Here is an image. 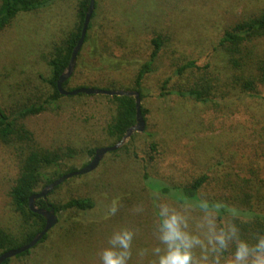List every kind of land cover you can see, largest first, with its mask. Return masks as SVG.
Wrapping results in <instances>:
<instances>
[{
  "label": "rangeland",
  "instance_id": "1",
  "mask_svg": "<svg viewBox=\"0 0 264 264\" xmlns=\"http://www.w3.org/2000/svg\"><path fill=\"white\" fill-rule=\"evenodd\" d=\"M53 3L49 9L18 17L0 33V107L7 114H16L21 109L22 104L18 105L21 99L33 103V93L22 94L33 88V74L43 69L40 55L44 44L62 30L71 16L73 0H53ZM99 6L102 12L98 25L104 24L102 31L110 29L113 34L107 46L101 43L99 34L82 47V77L110 79L130 88L133 64L140 59L123 42L136 45L157 36L168 39L160 69H155L143 84L146 98L141 103L149 111L145 124L148 131L156 132L160 154L156 162L149 160L142 132H135L116 150L124 148L122 153L102 158L90 173L92 177L70 178L56 191L54 188L48 197L54 204L65 203L73 196L75 186L84 183L103 196L104 204L100 201L92 216L77 219L83 222V227L67 234L63 232L66 225L54 227L44 243L26 257L11 259L9 264H100V252L108 246L111 234L120 228L135 233L128 264H153L156 259L153 249L163 247L158 240L154 204L169 202L151 196L140 178L145 172L175 185L204 175L208 182L200 192L201 198L231 208L240 206L245 198H252L253 206L264 211V90L251 98L230 95L224 101L218 99L209 104L176 97L155 98L161 80L172 76L168 86L177 82L185 85L193 76L205 75L186 71L177 78L170 63L192 61L202 67L208 58L213 60L217 57L213 49L223 31L257 15L264 9V0H99ZM116 42L121 47L111 44ZM256 47L264 52V40ZM217 59L222 66L221 59ZM229 75L226 71L220 79ZM79 84L80 79H76L69 88ZM103 97H65L58 112L48 111L23 119L22 123L39 147L47 151L60 152L68 147L79 151L77 159L61 164L62 169L74 166L79 170L91 161L85 151L112 146L105 130L114 107ZM133 135H136L135 151L129 147L126 152ZM17 166L14 151L0 144V228L11 232L21 224L8 198ZM113 206L114 215L110 214ZM139 207L142 212L136 211ZM189 214L190 229L195 231L201 215L194 209H189ZM64 215L59 213L57 221ZM141 250H145L144 255L139 254ZM200 254V249L194 253L196 257ZM224 255L228 257L231 253L226 251Z\"/></svg>",
  "mask_w": 264,
  "mask_h": 264
},
{
  "label": "trees",
  "instance_id": "2",
  "mask_svg": "<svg viewBox=\"0 0 264 264\" xmlns=\"http://www.w3.org/2000/svg\"><path fill=\"white\" fill-rule=\"evenodd\" d=\"M89 4L90 0H73L71 16L66 19L62 30L51 41L44 44L40 55L44 65L43 69L38 74H33L35 75L33 88L22 94L27 96L33 93V103H30V99L27 102L21 99L18 103V105L22 104L21 109L16 114H7L0 107V144L14 151L18 163L16 177L13 179L8 198L12 212L21 220L20 228L16 231L11 232L0 228V255L6 251L27 245L43 230L45 221L42 217L30 211L29 199L41 193L60 178L80 170L74 166L66 167V169L61 168V164L77 159L80 154L79 151L68 147L56 152L39 147L32 134L26 130L22 120L36 117L48 111L58 112L60 110L59 104L65 96L60 94L57 82L69 66L72 52L80 38ZM53 6V0H0V33L12 26L18 17L37 13ZM101 12L99 0H94V10L82 47L89 44L99 34H101L103 45L107 46L110 43L109 36L113 32L110 29L104 32L102 30L105 25H98ZM261 40H264V9L257 15L243 19L223 31L213 49V53L221 59L222 66L219 65L220 61L217 57L213 59L217 62L208 58L202 67L196 66L192 61L183 64L172 61L170 67L173 69V76L177 78L182 77L186 71H199L205 73V75H202L201 78L193 76L185 85L177 82L172 86H168L172 76L164 81H159L156 100L176 97L193 100L200 104H209L215 103L218 99L224 101L230 95L237 96L238 99L254 97L260 89L264 90V52L259 51L256 47ZM167 43L168 39H163L160 36L150 38L148 41L136 45L127 41L123 42L127 46L126 48L133 52L135 58L140 59V61L133 64L135 70L130 79L132 80V87L130 88L121 83L117 84V82L110 79L82 77L80 72L83 63L82 47L76 56L73 72L69 79L62 84V89L67 92L92 88L102 91L138 93L141 117L144 122L141 138L144 139L147 146L146 154L149 160L153 162H156L157 155L160 154L159 143L157 142L156 132L148 131V126L145 124L149 111L141 105L146 98L142 91L143 84L148 77L153 74L155 69H160V58ZM111 44L119 46L121 43ZM226 71H229L230 75L225 80H221L222 74ZM78 78L80 84L77 87L69 88L74 80H79ZM81 78H84V80L82 81ZM190 82L192 85H189ZM77 97H85V95H77ZM103 98L107 99L114 107V114L105 130L107 137L112 141L110 147H113L122 140L130 128L135 126V102L133 98L126 96H105ZM135 137L136 135H133L130 138L131 143L126 147V152L129 151V147L135 151ZM96 150L89 149L84 154L92 160ZM123 150L124 148L108 154L115 156L116 153H122ZM90 177L92 175L89 173L86 177L77 176L72 179L85 178L87 180ZM140 178L144 187L151 192V196L155 197L156 200L165 199L171 207L179 209L182 206H189L190 210L194 209L202 215L195 206L201 201H207L213 206L212 211L217 218V222L231 221L237 224L241 238L249 243H254L258 234H264V211L253 206L252 198H245L240 206L236 208L228 207L218 201L201 198L200 192L208 182V178L204 175L198 176L186 184L179 185L169 184L161 179H154L147 172L144 175L141 173ZM59 187H56L54 191ZM53 192L46 196V201L37 199L35 206L39 209H47L49 205L54 210L56 217L59 213H65L55 225V228L66 225L63 227L65 234L75 232L72 231L75 228L83 227V222L77 219L92 216L100 201L104 204L103 196L87 183L76 185L73 196H69L68 200L62 204H54L48 200ZM105 200L106 203L109 202L108 199ZM216 205H219V207H215ZM49 232L36 246L41 245L48 239ZM197 250L199 248L194 249V253ZM232 250L233 246L230 245L227 252L231 253ZM30 252L31 250L17 256L16 259L26 257ZM10 261L11 259L3 264H9Z\"/></svg>",
  "mask_w": 264,
  "mask_h": 264
},
{
  "label": "clouds",
  "instance_id": "3",
  "mask_svg": "<svg viewBox=\"0 0 264 264\" xmlns=\"http://www.w3.org/2000/svg\"><path fill=\"white\" fill-rule=\"evenodd\" d=\"M195 207L202 215L192 231L189 206L177 209L158 201L154 204L159 222L158 240L163 247L153 249L156 256L153 264H264V234H258L255 242L249 243L241 238L237 224L217 222L213 206L207 201H201ZM136 211L142 212L143 208ZM115 212L113 206L110 214ZM134 235L128 228L114 231L108 239V246L99 254L100 264H128ZM230 245L233 246L231 255L225 257ZM197 248L201 253L199 257L194 255ZM144 251L139 254L144 255Z\"/></svg>",
  "mask_w": 264,
  "mask_h": 264
},
{
  "label": "water",
  "instance_id": "4",
  "mask_svg": "<svg viewBox=\"0 0 264 264\" xmlns=\"http://www.w3.org/2000/svg\"><path fill=\"white\" fill-rule=\"evenodd\" d=\"M93 10H94V0H90L89 9L86 13V16H85V19L83 22L79 41H78L77 45L75 46V48L72 52L71 59L69 62V66L67 67L66 72L59 78V80L57 82V88H58L60 94L65 96V97H67V96L75 97L77 95H85V96L100 95V96H110V97L126 96V97L133 98L134 102H135V110H136L135 126L130 128L126 132V134L124 135L122 140L119 143H117L115 146L97 149L95 151L93 159L84 168L80 169L79 171H77L75 173H71V174H68V175L60 178L59 180H57L56 182L52 183L50 186L45 188L43 191H41V193H39L38 195L32 196L29 199L30 211L32 213L42 217L45 221V226H44L43 230L40 233H38L34 237V239L30 243H28L27 245H25L21 248H18V249H14V250H10V251H6V252L2 253L0 255V264H3L7 260L13 259V258H15V257L27 252V251L32 250L42 240V238L50 230H52L55 227V225L57 224V217L55 215L54 210L51 209V207L49 205L47 206V209L37 208L35 206V201L37 199H43L44 201H46V196L54 188L61 185L66 180H69L70 178L77 177V176L87 175V174L93 172L98 167L100 161L102 160V158L105 155H107L108 153L115 152L127 139H129V137L133 133H135V132L141 133L144 130V122H143V119L141 117L140 99H139L138 93H136V92H124V91H102V90H97V89H92V88H86V89L83 88V89H77V90H74L71 92H67V91H64L62 89V84L69 79L71 73L73 72L75 62H76V56L82 47V44H83V41H84V38H85V35L87 32V28H88V25H89L90 20H91Z\"/></svg>",
  "mask_w": 264,
  "mask_h": 264
}]
</instances>
